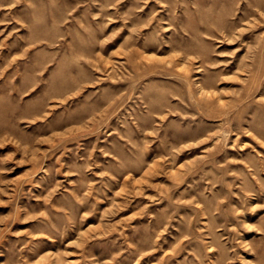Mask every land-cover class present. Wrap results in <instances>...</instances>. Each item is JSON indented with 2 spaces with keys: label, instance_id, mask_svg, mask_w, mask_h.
Segmentation results:
<instances>
[{
  "label": "rangeland",
  "instance_id": "1",
  "mask_svg": "<svg viewBox=\"0 0 264 264\" xmlns=\"http://www.w3.org/2000/svg\"><path fill=\"white\" fill-rule=\"evenodd\" d=\"M0 264H264V0H0Z\"/></svg>",
  "mask_w": 264,
  "mask_h": 264
}]
</instances>
